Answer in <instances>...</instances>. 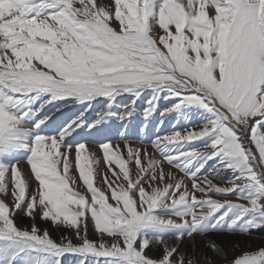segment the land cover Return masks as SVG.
Wrapping results in <instances>:
<instances>
[{
	"label": "snow or ice",
	"instance_id": "6c2138e0",
	"mask_svg": "<svg viewBox=\"0 0 264 264\" xmlns=\"http://www.w3.org/2000/svg\"><path fill=\"white\" fill-rule=\"evenodd\" d=\"M157 110L191 123L144 166L101 142L126 184L95 187L84 139ZM258 229L264 0H0V264H264Z\"/></svg>",
	"mask_w": 264,
	"mask_h": 264
},
{
	"label": "rangeland",
	"instance_id": "374dc122",
	"mask_svg": "<svg viewBox=\"0 0 264 264\" xmlns=\"http://www.w3.org/2000/svg\"><path fill=\"white\" fill-rule=\"evenodd\" d=\"M96 2L100 3L101 0H96ZM103 2L108 3L110 2V0H103ZM137 103L140 104L141 102L138 101ZM162 104H166V102L162 101ZM56 116L59 117L60 113H56ZM177 119L180 120V123H177L174 129L172 125L173 122L176 121ZM161 120H163L164 127L158 130L155 126L156 124L160 123ZM190 123L191 121L185 123L184 119L182 117H179L176 113H173L171 116L161 117L159 110L155 112V115L152 117L151 121L149 122L147 133H142L140 131V121L138 117L136 118V120H133L131 123L125 122L123 125H121L117 121H109V126L106 129H104L100 133L94 134L93 137H86L83 141L86 143V148L82 152V156H87L89 158V161L92 163V170L94 174L93 175L94 186L98 187L100 190L107 191V185L104 183L105 178H107L108 181H113L114 187L118 185L126 184V182L123 181L122 174L119 175V179H117V177L113 175V172L119 174V169L114 164H112L111 167H109V165L105 163L103 159L102 149L99 146L101 142H106L110 140L112 143V150L114 152L121 154L122 157L127 162L128 148H125V142L127 140L129 148L141 150V155H142L141 166H144L147 163V161L143 160V153L145 151H147L148 153H152L155 159H160L159 153L154 152L150 143L154 135H162L166 131H173L181 127H187ZM72 135L75 136L76 133H73ZM81 135L86 136V133H82ZM71 139L72 137L70 136L69 140ZM196 143L198 144L199 142ZM192 146L194 145H186L185 148L181 150H186L188 147H192ZM70 160L72 161V168L69 172V175L77 177V182L75 185H72V187L74 188V190L84 193L86 192V186H84L82 181L79 180V173L75 167L74 147L70 155ZM197 164H199V161L198 160L194 161L193 164L190 166V170L194 169ZM20 167L25 169L28 168L27 164H21ZM128 167L132 170L131 171L132 178L135 179L136 166L133 163H129ZM163 167L166 172L171 170V172L175 176L178 177L183 176V173H181L175 167L169 166L167 163H165ZM185 182L188 183L189 181L186 180ZM35 183L36 182L33 181V184ZM145 187H147V184L145 185ZM197 196L198 198H200L199 193H197ZM215 198L220 199L219 197H215ZM227 198L236 201L235 196H229ZM53 235L55 237L57 234L53 233ZM211 238L216 240L217 242H220L221 240L224 239V237L215 236V235H212ZM105 239H110V238L105 237ZM200 240L201 238L198 237L197 242L199 243ZM243 246L246 250H254L264 246V229L255 230L250 237H247L244 240Z\"/></svg>",
	"mask_w": 264,
	"mask_h": 264
}]
</instances>
